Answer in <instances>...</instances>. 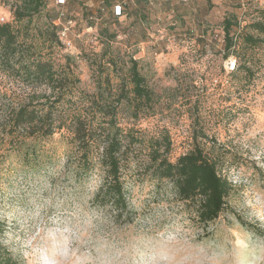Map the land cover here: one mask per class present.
I'll return each mask as SVG.
<instances>
[{"label":"rangeland","instance_id":"rangeland-1","mask_svg":"<svg viewBox=\"0 0 264 264\" xmlns=\"http://www.w3.org/2000/svg\"><path fill=\"white\" fill-rule=\"evenodd\" d=\"M14 1L0 5L9 8ZM146 1L143 12L132 16L135 0H110V6L74 0L62 7L45 0L44 13L62 18L57 25L73 21L71 45L36 44L58 69L66 55L73 58L76 96L96 92L102 71L111 75L114 91H130L132 85H118L124 71L109 62L133 57L155 98L138 119L130 117L127 102L119 108L121 125L143 139L131 151L127 172L132 221H116L109 208L96 204L99 174L78 182L64 162L51 169L27 167L18 152L9 154L10 147L0 144L2 245L21 264H264V45L245 49L241 43L248 24L264 21V0ZM119 2L128 5V15L114 18ZM44 13L32 19L30 36L46 26ZM4 19L18 27L27 23ZM226 19L233 21L236 38L230 52ZM233 60L247 64L230 72ZM32 89L51 91L0 69V126ZM165 135L172 161L199 147L219 160L233 186L227 210L207 227L172 182L153 178L146 168L149 140ZM64 146L56 135L47 148L62 153Z\"/></svg>","mask_w":264,"mask_h":264},{"label":"trees","instance_id":"trees-1","mask_svg":"<svg viewBox=\"0 0 264 264\" xmlns=\"http://www.w3.org/2000/svg\"><path fill=\"white\" fill-rule=\"evenodd\" d=\"M105 3L111 5L110 0ZM144 3L147 1L135 0L132 16L143 12ZM118 5L122 7L121 15H116ZM12 8L15 22L23 24L27 20V23L18 27L12 22H0V69L33 88L46 85L51 91L43 93L32 89L27 93L24 101L9 112L7 123L0 126V144L10 147L9 154L18 152L27 167L51 169L64 162V167L72 171L78 182L99 174L100 185L94 195L96 204L109 208L116 221H132L135 213L130 205L127 172L131 151L135 145L142 144L143 139L135 135L132 128L121 125L119 108L127 102L130 117L138 119L145 111L142 106L153 104L155 94L147 86L139 61L131 57L128 61L109 62L112 69L121 67L124 71V79L119 78L118 85H132L130 91H114L111 75L102 71L96 76V92L76 96L72 91L79 79L71 68L73 58L66 55L58 69L50 59L41 57L37 45L39 40L49 46L62 43L59 33L65 23H55L61 16L44 13L45 0H15ZM128 10L127 4L119 2L113 6L112 15L123 17L128 15ZM43 13L47 18L46 26L38 27L37 34L30 36L32 19L42 17ZM261 14L264 17L263 11ZM84 17L88 18L89 12H84ZM233 27L231 19L224 21L228 52L236 45V38L231 36ZM245 30L241 35L245 49H259L264 45V21L250 23ZM103 33L107 36V31ZM106 48L112 47L107 44ZM244 57L247 59V53ZM246 64L247 61L237 64L236 70L245 68ZM102 69L105 71L106 67L102 65ZM71 106H74L73 111L66 109ZM56 135L64 141L62 153L57 148H47ZM171 146L166 135L151 138L146 168L153 178L172 182L180 200L194 204L198 220L207 227L227 210L233 186L222 173L217 158L205 155L196 147L172 161ZM4 228L0 222V264H21L2 245Z\"/></svg>","mask_w":264,"mask_h":264},{"label":"built area","instance_id":"built-area-1","mask_svg":"<svg viewBox=\"0 0 264 264\" xmlns=\"http://www.w3.org/2000/svg\"><path fill=\"white\" fill-rule=\"evenodd\" d=\"M184 1H191V0H184ZM68 0H55V3L56 5L58 6H65L67 4ZM121 9L122 7L121 6H116L115 7V11H116V15H121ZM0 22H4V18H0ZM74 26V23L73 21H68L67 23H65L63 25V28L62 30H60V33H59V36H60V40L62 42H67V45L70 46L71 45V42L70 41H67V38H68V35H69V32L71 31V28ZM237 68V61L236 60H233L229 63V71L230 72H234Z\"/></svg>","mask_w":264,"mask_h":264},{"label":"crops","instance_id":"crops-1","mask_svg":"<svg viewBox=\"0 0 264 264\" xmlns=\"http://www.w3.org/2000/svg\"><path fill=\"white\" fill-rule=\"evenodd\" d=\"M72 1H74V0H69V2H72ZM11 8L12 7H6V6H2V5H0V16H2V17H0V18H6L7 20H11V18H13L12 17V15H11Z\"/></svg>","mask_w":264,"mask_h":264}]
</instances>
